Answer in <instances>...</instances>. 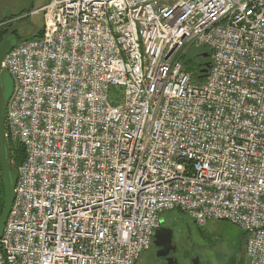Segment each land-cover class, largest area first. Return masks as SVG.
<instances>
[{
    "label": "built area",
    "instance_id": "2783aa9c",
    "mask_svg": "<svg viewBox=\"0 0 264 264\" xmlns=\"http://www.w3.org/2000/svg\"><path fill=\"white\" fill-rule=\"evenodd\" d=\"M39 11L41 35L1 65L6 142L25 157L0 264H142L170 210L238 225L248 264H264V0ZM186 46L211 52L202 81Z\"/></svg>",
    "mask_w": 264,
    "mask_h": 264
},
{
    "label": "rangeland",
    "instance_id": "374dc122",
    "mask_svg": "<svg viewBox=\"0 0 264 264\" xmlns=\"http://www.w3.org/2000/svg\"><path fill=\"white\" fill-rule=\"evenodd\" d=\"M49 1L0 0V28L6 30L5 35L12 28H16L23 38H33L43 29L45 24L44 12L39 11V9ZM198 52L204 53L201 48L186 46L180 53L179 58L187 67L190 65L186 62V59ZM113 92L115 93L116 89H113ZM13 141L8 142V144L15 149L19 142ZM12 153H14L13 149ZM10 161L13 168L19 165L14 156L10 158ZM171 214L176 215V218H173ZM161 219L163 223L166 220H174L175 225L180 226L181 231L184 232V249L188 252L179 255L180 264H194V258H198L200 264H248L244 253L246 234L238 225L227 220H212L204 228L193 231L189 228L193 222L192 218L179 210L167 211ZM156 256V246L152 245L141 256L142 264H163Z\"/></svg>",
    "mask_w": 264,
    "mask_h": 264
},
{
    "label": "water",
    "instance_id": "95a60500",
    "mask_svg": "<svg viewBox=\"0 0 264 264\" xmlns=\"http://www.w3.org/2000/svg\"><path fill=\"white\" fill-rule=\"evenodd\" d=\"M22 39L23 37L21 36L19 31L17 29H14L11 32L7 33L0 41V166L2 169V181L4 184V208L0 215V238L3 235L5 223L14 201V189L17 181V171L11 165L4 127L6 102L9 100L13 92V79L8 72L2 71L1 65L5 55ZM208 67L209 64L207 65V68H205V70L208 69ZM160 220L162 223L161 218ZM167 230L168 229L164 227H160L157 229V231H155L156 244L159 243V239L161 238L163 231ZM168 240L170 241V235ZM198 261L199 259L196 258L195 263L198 264Z\"/></svg>",
    "mask_w": 264,
    "mask_h": 264
},
{
    "label": "flooded vegetation",
    "instance_id": "af4514ba",
    "mask_svg": "<svg viewBox=\"0 0 264 264\" xmlns=\"http://www.w3.org/2000/svg\"><path fill=\"white\" fill-rule=\"evenodd\" d=\"M14 29L16 28H12L11 30H9V32H11ZM171 215L173 218H176V215L174 214H171ZM160 227H164L168 230L163 231L162 236L159 239V243H158L159 245L156 244V240L154 236L153 243H151V246L152 245L156 246V250H157L156 257L163 264H180L179 255L181 254L184 255L188 252L187 250L184 249L185 247V243L183 241L184 232L181 231L180 226L177 227L175 225L174 220H166L164 223L163 222L161 223ZM189 228L193 229L194 231L195 229H199L200 227L193 220ZM169 235H170V241L168 240ZM186 238L188 237L186 236ZM195 259L196 258H194V264H196ZM198 264H200L199 261H198Z\"/></svg>",
    "mask_w": 264,
    "mask_h": 264
},
{
    "label": "trees",
    "instance_id": "16d2710c",
    "mask_svg": "<svg viewBox=\"0 0 264 264\" xmlns=\"http://www.w3.org/2000/svg\"><path fill=\"white\" fill-rule=\"evenodd\" d=\"M6 33V30H2V28H0V41L3 39L4 35ZM42 33V30L39 31V33H37L36 36H40ZM204 53H196L194 55H192L190 58L186 59L187 63L190 66H187V70L193 71L195 73V77L197 80L202 81L206 75V72L208 71V69L205 70V68H207V65L211 64V52L210 50L206 49V48H201ZM206 54L205 57H203ZM12 149L14 150V153H12ZM15 150H16V154H15ZM8 151H9V155L10 158L16 157L18 163L20 164L25 157L24 154V149L22 147V145L20 143H18L14 147H12L10 144H8ZM4 208V184L2 181V169L0 166V215L2 213V210Z\"/></svg>",
    "mask_w": 264,
    "mask_h": 264
},
{
    "label": "crops",
    "instance_id": "0c3cea01",
    "mask_svg": "<svg viewBox=\"0 0 264 264\" xmlns=\"http://www.w3.org/2000/svg\"><path fill=\"white\" fill-rule=\"evenodd\" d=\"M246 256V255H245Z\"/></svg>",
    "mask_w": 264,
    "mask_h": 264
}]
</instances>
